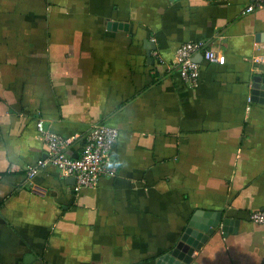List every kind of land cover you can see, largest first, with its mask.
Returning <instances> with one entry per match:
<instances>
[{"label":"crops","instance_id":"1","mask_svg":"<svg viewBox=\"0 0 264 264\" xmlns=\"http://www.w3.org/2000/svg\"><path fill=\"white\" fill-rule=\"evenodd\" d=\"M254 0H0V264H154L196 212L228 220L195 264H264V7ZM197 85L172 65L187 42ZM117 128L95 187L47 166L37 129Z\"/></svg>","mask_w":264,"mask_h":264},{"label":"built area","instance_id":"2","mask_svg":"<svg viewBox=\"0 0 264 264\" xmlns=\"http://www.w3.org/2000/svg\"><path fill=\"white\" fill-rule=\"evenodd\" d=\"M264 7V0H254L253 6L246 10L252 12L254 8ZM201 55L208 64H225V56L211 49L205 42H187L176 50L172 65L179 70L182 81L189 86L197 85L200 79V66L193 58ZM48 153L37 165L27 171V176L33 179L47 166L57 169L65 177L75 180L76 188H93L101 177L109 175L108 157L114 149L120 132L117 128L105 124L95 125L86 136L85 145L81 155L71 158L67 149L73 139H64L61 136L45 131L43 123L37 124ZM250 221L258 226H264V210L250 214ZM195 264V263H192Z\"/></svg>","mask_w":264,"mask_h":264},{"label":"water","instance_id":"3","mask_svg":"<svg viewBox=\"0 0 264 264\" xmlns=\"http://www.w3.org/2000/svg\"><path fill=\"white\" fill-rule=\"evenodd\" d=\"M251 102L264 105V78L255 77ZM228 223V220L222 222L221 214L196 212L178 242L154 264H192L193 255L201 250L207 239L215 234L221 224L225 231Z\"/></svg>","mask_w":264,"mask_h":264}]
</instances>
